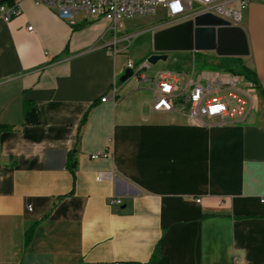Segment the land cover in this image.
Segmentation results:
<instances>
[{
	"label": "crops",
	"instance_id": "obj_1",
	"mask_svg": "<svg viewBox=\"0 0 264 264\" xmlns=\"http://www.w3.org/2000/svg\"><path fill=\"white\" fill-rule=\"evenodd\" d=\"M241 26L255 107L240 123L195 124L151 108L154 79L179 72L180 92L205 83L226 70L197 66L220 64L214 51H190L181 70L163 69L168 55L145 80L122 81L137 61L107 19L67 21L32 0L0 19V264L147 262L157 245L170 264H264V0ZM26 103L37 123L25 122Z\"/></svg>",
	"mask_w": 264,
	"mask_h": 264
},
{
	"label": "built area",
	"instance_id": "obj_2",
	"mask_svg": "<svg viewBox=\"0 0 264 264\" xmlns=\"http://www.w3.org/2000/svg\"><path fill=\"white\" fill-rule=\"evenodd\" d=\"M13 0L8 4L0 2V19L9 21L21 13V2ZM54 8L58 16L73 21L77 13L83 11L87 16L105 18L110 22V29L116 34L123 27L125 20L138 16L157 15L161 21L154 29L167 27L200 13H213L232 25H241L243 12L252 0H32ZM33 25L27 29L33 30ZM127 37L126 39H129ZM128 48V47H126ZM142 65L128 60L127 66L133 69V77L145 80ZM204 74V73H203ZM202 74V76H203ZM204 76H207L204 74ZM203 78V77H201ZM201 78L191 81L182 92L179 72L162 71L154 79L151 108L155 111L176 110L185 113L191 123L199 124L206 118H218L220 124L240 123L246 120L249 111L255 107L253 90L257 83L246 75L230 70L213 72L203 83ZM105 96L101 101H106ZM111 151L94 153L92 158L109 157ZM101 175H98V179ZM2 172L0 170V179ZM199 202L201 199H197ZM264 202V197L261 199ZM110 205L121 204L122 198L109 199Z\"/></svg>",
	"mask_w": 264,
	"mask_h": 264
},
{
	"label": "water",
	"instance_id": "obj_3",
	"mask_svg": "<svg viewBox=\"0 0 264 264\" xmlns=\"http://www.w3.org/2000/svg\"><path fill=\"white\" fill-rule=\"evenodd\" d=\"M154 53L145 61L155 64L168 57V51H214L219 57L249 55L247 34L241 25H232L228 20L205 12L192 19L157 28L153 37ZM133 69L127 67L122 81L133 76Z\"/></svg>",
	"mask_w": 264,
	"mask_h": 264
},
{
	"label": "rangeland",
	"instance_id": "obj_4",
	"mask_svg": "<svg viewBox=\"0 0 264 264\" xmlns=\"http://www.w3.org/2000/svg\"><path fill=\"white\" fill-rule=\"evenodd\" d=\"M160 21L161 19L157 15L138 16L124 21V27L120 29V34L130 37L124 41V44L128 46L127 53L130 57H133L136 61H142L143 56L147 54L150 47L153 48L154 26ZM189 52L177 50L166 52L171 60H169V63L167 62L168 64L163 69H183L187 62L192 63ZM174 55L176 57L172 58ZM160 61L162 60L158 62L162 63ZM143 62L139 65H142ZM208 68L220 69L217 65H210ZM143 70L147 72L148 69L144 68Z\"/></svg>",
	"mask_w": 264,
	"mask_h": 264
},
{
	"label": "trees",
	"instance_id": "obj_5",
	"mask_svg": "<svg viewBox=\"0 0 264 264\" xmlns=\"http://www.w3.org/2000/svg\"><path fill=\"white\" fill-rule=\"evenodd\" d=\"M147 57L143 58L142 61H137V64L139 65L143 61L146 60ZM205 58H202L200 62L197 63L198 67H208L210 64L205 61ZM219 68H224L226 70H230L233 72H238L246 75V77L254 80L258 83V80L256 78V75L253 70L248 68L244 62L242 57H236V56H227L222 57V62L220 64H217ZM25 122L27 123H37L38 122V116L35 110V107L32 103H26L25 105ZM88 117V112L84 115L82 119V124L86 121ZM68 166L71 169V171L74 173L76 169V160L74 157V152H70L68 155ZM33 232V227H31L27 231L26 236V244L29 243L31 236ZM118 264H170V259L168 256H165L161 253L159 246L157 245L152 253V256L149 261L147 262H139V261H122Z\"/></svg>",
	"mask_w": 264,
	"mask_h": 264
}]
</instances>
